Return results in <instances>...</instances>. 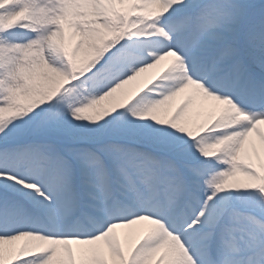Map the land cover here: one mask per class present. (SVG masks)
Returning a JSON list of instances; mask_svg holds the SVG:
<instances>
[{"label": "snow or ice", "instance_id": "obj_1", "mask_svg": "<svg viewBox=\"0 0 264 264\" xmlns=\"http://www.w3.org/2000/svg\"><path fill=\"white\" fill-rule=\"evenodd\" d=\"M0 264H264V0H0Z\"/></svg>", "mask_w": 264, "mask_h": 264}]
</instances>
